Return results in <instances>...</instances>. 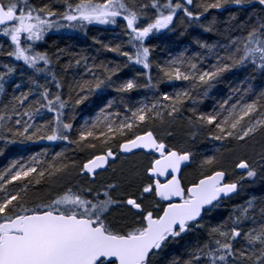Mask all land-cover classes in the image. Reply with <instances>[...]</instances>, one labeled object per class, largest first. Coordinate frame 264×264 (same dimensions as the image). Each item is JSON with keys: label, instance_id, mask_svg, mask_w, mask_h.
<instances>
[{"label": "snow or ice", "instance_id": "obj_1", "mask_svg": "<svg viewBox=\"0 0 264 264\" xmlns=\"http://www.w3.org/2000/svg\"><path fill=\"white\" fill-rule=\"evenodd\" d=\"M0 38V142L50 146L0 169V264H264V0H0Z\"/></svg>", "mask_w": 264, "mask_h": 264}, {"label": "trees", "instance_id": "obj_2", "mask_svg": "<svg viewBox=\"0 0 264 264\" xmlns=\"http://www.w3.org/2000/svg\"><path fill=\"white\" fill-rule=\"evenodd\" d=\"M215 11V10H213ZM227 13H224L221 19H224L227 17ZM207 35V34H205ZM99 37L102 40H105L109 37V34L101 33L93 31L89 33L87 37L83 36L79 33H70L66 31L62 32H52L46 37V43L43 45V48L49 50V51H56L60 48L68 49L71 52L78 53L82 49L86 50L89 56H97L99 59H110L114 60L115 62H120L121 60L125 59L122 57L114 56L113 53L108 52H99L97 53L96 49L99 47L98 45H94L92 42V37ZM0 41H6V38H0ZM187 43V42H186ZM184 45H180L182 48ZM176 51V48H172L171 51H165L158 48L157 50V57L162 59L166 55L174 54ZM68 57H65V60H67ZM131 76L132 73H130L127 69L124 70V72L121 73V76ZM244 80V74L241 73L238 77L229 79L225 84L219 86V91L214 90V93L212 97L205 101L204 107L207 108L208 111L212 110L213 106H216L219 104V102L223 99L227 98V95L229 93V84H232L235 86L238 83L243 82ZM254 86H261L262 82L257 79L252 81ZM162 90H171L168 85H162ZM146 93L140 92V93H133V96L138 97L140 99H143ZM99 109H95V111H92L91 109L86 108V106H81V109L77 111V119L76 124L77 126L84 120V119H93L96 112H98ZM216 144V142L209 141L206 137H202L201 140L196 144V151L202 154H211L214 151L213 145ZM50 147L48 145V142H41L40 144L35 145H20V144H13L4 146L3 142H0V151H2V155H0V169L5 168L12 160L15 159H22L27 160V158L31 155H34L36 152L42 151L44 148ZM62 147H65L62 144H57L54 146H51L50 155L52 152H58L61 150ZM71 147V146H68ZM69 155H76L77 157H80L83 154L80 153H72L69 152ZM196 175L195 166H193L192 169L188 172V177L191 178L192 176ZM260 193V187L259 185L255 189H249L248 194L251 193ZM243 195L240 199V201H233L232 203L236 202H242ZM231 209V204H227L223 209L219 210L223 217L226 218L228 211ZM215 215V213H214Z\"/></svg>", "mask_w": 264, "mask_h": 264}]
</instances>
